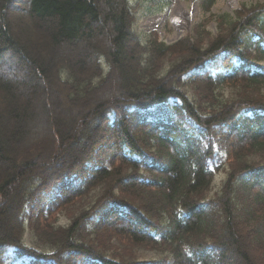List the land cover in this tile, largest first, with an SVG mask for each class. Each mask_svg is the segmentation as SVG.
I'll list each match as a JSON object with an SVG mask.
<instances>
[{
    "label": "trees",
    "instance_id": "trees-1",
    "mask_svg": "<svg viewBox=\"0 0 264 264\" xmlns=\"http://www.w3.org/2000/svg\"><path fill=\"white\" fill-rule=\"evenodd\" d=\"M261 89L263 2L167 42L129 0H0V264H264Z\"/></svg>",
    "mask_w": 264,
    "mask_h": 264
},
{
    "label": "rangeland",
    "instance_id": "rangeland-1",
    "mask_svg": "<svg viewBox=\"0 0 264 264\" xmlns=\"http://www.w3.org/2000/svg\"><path fill=\"white\" fill-rule=\"evenodd\" d=\"M134 12V26L142 33H147L151 30H156L159 37L163 40L170 42L177 39L181 35L187 34L191 31L193 23L200 19L210 18V16L219 12H228L233 15L235 8L240 4H246V6L254 3H264V0H215L208 11H205L200 0H129ZM215 20L209 19L206 23V28L214 31ZM4 72V73H3ZM2 73L11 75V71L6 69ZM228 92L227 88L224 89ZM260 92L264 94V89ZM236 92H231L226 95H234ZM225 95V94H224ZM147 116L151 118L153 111ZM27 122L30 123L29 120ZM227 171V164L222 163L218 167L212 178L211 188L209 194H212L218 189L222 179L225 177ZM68 219L61 215L59 217V223H65ZM23 240L28 245H37L34 235L30 230L26 229ZM46 248V247H45ZM135 256L140 258H150L154 255V252L148 250H141L136 248L133 250ZM23 258L15 256L12 252H6L3 255V264H8L11 261L20 262Z\"/></svg>",
    "mask_w": 264,
    "mask_h": 264
}]
</instances>
